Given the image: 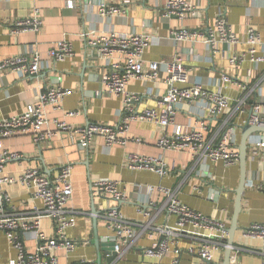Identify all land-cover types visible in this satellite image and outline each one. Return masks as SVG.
Segmentation results:
<instances>
[{
  "label": "crops",
  "instance_id": "0c3cea01",
  "mask_svg": "<svg viewBox=\"0 0 264 264\" xmlns=\"http://www.w3.org/2000/svg\"><path fill=\"white\" fill-rule=\"evenodd\" d=\"M188 1L197 5L195 15L183 20L162 21V6L166 0H0V61L18 55L30 58L37 53L46 63L36 77L0 71V119L22 113L38 93L59 87L69 90L71 94L64 98L58 108L45 109L48 119H58L79 128L87 124L115 125L121 117L122 100L120 97L108 95L102 88L100 78L110 69L80 39L82 33L91 31L149 34L155 37L158 40L153 41L145 50L144 67L147 68L151 62H169L178 56L191 80L200 82L208 91L216 89L214 83L222 74L238 82L249 77L255 80L264 74V65L255 69L248 57L243 58L235 67L228 64V55L234 50L246 53L249 48L243 36L246 25H252L258 30L264 46V0ZM67 2L71 3V8L66 6ZM101 4L116 6L121 9V14L108 20L101 19L98 15ZM34 9L39 11L41 30L38 33L12 34V25L29 17ZM220 11L240 42L235 48L221 47L225 54H218L213 61L209 60L206 47L201 43L192 44L186 41L172 44L166 40L172 30L205 29ZM63 38L71 42L73 56L64 62L52 63L48 58L49 48ZM256 54L262 55L260 46L256 47ZM115 60L119 61L121 57L117 55ZM127 89L131 93L142 95L140 101L134 105L135 109L142 111L154 107L155 101L165 93L166 87L161 82L144 86L139 80H132ZM226 95L234 100L241 92L233 85L228 87ZM71 112L75 115L67 116ZM192 121L193 117L181 110L175 116L174 125L187 127ZM172 129L173 126L165 130L148 121H133L128 124L126 137L129 141L125 146L108 149L101 138H96L87 151L76 142H71L65 133L57 134L50 141L39 145L28 135L5 139L1 141V149L18 154L21 158L7 162L3 176L18 178L26 169L31 168L39 170L44 176L54 178L61 165L71 164L72 196L67 207L75 213L76 224L66 231V236L76 245L71 253L61 250L57 252L60 264H75L80 260L96 264H169L172 255H167L159 262L156 258L145 257L143 254L144 250L160 238L157 230L146 231L130 250L109 262L106 253L95 247L94 237L97 236L103 249L112 243L115 235L107 229L103 215L108 207L115 204L106 198L92 199L90 185L94 179L116 181L119 189L128 196L126 202L116 207L132 223L144 222L145 218L140 211L147 210L153 217L152 228L167 226L175 229V217L161 210L167 196L158 191L159 188L169 190L193 211L218 219L225 217L230 223L234 191L239 182L238 165H195L186 153L159 149L156 144L158 139L171 134ZM237 138L240 139V131ZM132 139H139L140 142H132ZM132 155L161 156L169 170L168 174L161 178L149 171H129L126 164ZM246 166L247 181H253L254 186H246L242 196V209L238 216L235 237L236 251H233V255L236 257V264H261L258 255L261 246L259 241L241 242L240 234L251 224H264V189H261L264 188V169L257 162L247 161ZM145 186L155 188L149 200H146L143 190H140V187ZM194 187H197L198 193L193 191ZM1 190L10 199L12 209L7 207L9 213L28 217L35 209L41 208L39 201L32 200L31 191L19 183L4 184ZM92 207L97 214L91 212ZM41 230L47 237L54 238L52 220L42 219ZM115 242L117 243L116 238ZM190 243L196 242L185 236L179 237L178 246L182 250L180 264H222L224 251L217 253L212 263H203L185 252ZM34 246V242L26 237V249L32 251ZM15 259L16 251L0 231V264H9Z\"/></svg>",
  "mask_w": 264,
  "mask_h": 264
},
{
  "label": "built area",
  "instance_id": "2783aa9c",
  "mask_svg": "<svg viewBox=\"0 0 264 264\" xmlns=\"http://www.w3.org/2000/svg\"><path fill=\"white\" fill-rule=\"evenodd\" d=\"M66 6L72 7L68 2ZM196 10L197 5L188 0H166L162 6L161 20H183L195 15ZM120 14L121 9L116 6L101 4L99 7L98 15L101 19L108 20ZM41 26L39 11L34 9L29 17L16 21L11 27V32L12 34L38 33ZM243 36L249 46L248 50L246 53H238L234 50L228 55V64L230 67H235L243 58L248 57L254 68L258 69L260 65H264V46L258 30L252 25H246ZM80 39L95 51L110 69L103 73L100 82L105 93L120 97L122 100L119 121L112 126L87 124L79 128L58 119H48L45 109L58 108L64 98L71 94L69 90L52 87L38 93L22 113L0 119V144L5 139L28 135L36 145H39L50 141L57 134L65 133L71 142H80L85 146H90L94 139L101 138L104 146L110 149L127 144L129 139L126 133L130 122L148 121L165 130L173 126L171 134L158 139L156 144L159 149L186 153L195 165L222 163L225 167H232L238 165L237 133L241 128L257 126L264 129V74L259 75L255 80L249 77L241 82L222 74L214 83L216 89L208 91L200 82L191 80L182 59L178 56L169 62H151L145 68V50L153 41L158 40L149 34L91 31L82 33ZM166 40L172 44L186 41L192 44L201 43L206 47L210 61H213L218 54H225L221 47L235 48L240 42L222 11L205 29L172 30ZM257 46L261 47L262 55L256 54ZM117 55L121 60H115ZM72 56V44L65 38L53 43L48 51V58L52 63L64 62ZM45 64L37 53L30 58L18 55L0 61V71L36 77ZM132 80H139L144 86L149 83L157 85L161 82L166 87L165 93L158 97L154 107L138 111L134 105L140 101L142 95L128 91L127 86ZM233 85H236L241 92V95L234 100L226 95L228 87ZM151 95L152 93L149 96ZM181 110L193 117V121L187 127L174 125L175 116ZM247 111H249L248 115ZM74 115L73 112L67 114L69 117ZM261 137L264 138V134L257 133L248 139L247 161L257 162L264 169V141ZM132 142L139 143L140 140L132 139ZM20 158L18 154L10 153L0 147V231L16 251V259L9 264H60L57 252L61 250L71 253L76 245L66 236V231L76 224L75 213L67 207L72 196V166L69 163L61 165L54 178L44 176L39 170L31 168L26 169L18 178L3 176L5 164ZM126 167L131 172L149 171L161 178L169 171L161 156L132 155ZM15 183L29 189L32 200L41 203V208L35 209L31 216L19 217L7 210L10 199L2 192L1 186ZM246 186L253 187V181H247ZM90 189L91 198L103 196L115 204L107 208L103 217L107 229L115 235L117 257L130 250L137 239L148 230H157L160 238L154 241L150 248L144 250L143 254L145 257L156 258L159 262L167 255H172L169 264H180L182 250L178 246V241L179 237L183 236L196 242L190 243L185 252L197 257L203 263H212L215 255L226 248L223 240L227 237L228 219L209 217L193 211L182 204L169 190L158 189L167 196L161 210L175 217V229L167 226L152 228L153 217L147 210L140 211L145 218L144 222L127 221L116 206L126 202L128 196L119 189L116 181L94 179ZM140 190H143L146 200H149L155 188L145 186L140 187ZM193 191L198 193L197 187H194ZM9 208L12 209V206ZM44 218L53 221L54 238L47 237L41 230V221ZM26 237L35 244L32 251L25 247ZM240 239L244 243L259 241L261 246L258 255L261 264H264V224L254 223L244 228ZM75 264L96 263L80 260ZM230 264H236V257L233 254Z\"/></svg>",
  "mask_w": 264,
  "mask_h": 264
},
{
  "label": "water",
  "instance_id": "95a60500",
  "mask_svg": "<svg viewBox=\"0 0 264 264\" xmlns=\"http://www.w3.org/2000/svg\"><path fill=\"white\" fill-rule=\"evenodd\" d=\"M257 133H263L264 129L259 128L257 126H245L240 130V139H239V146H238V168H239V182L236 190L234 191V204H233V211L229 226L226 231V239L223 240L226 244V248L224 249L223 253V262L222 264H230L231 256L233 251L235 250L236 242L235 237L238 231L237 227V220L238 216L242 209V196L246 188L247 182V149H248V139ZM261 140L264 141V138L261 137ZM77 145H81L84 151L88 150V146L81 144L80 142H76ZM86 165V164H85ZM101 198L105 199V197L101 196ZM93 199V198H92ZM91 212L95 215L97 211L94 207L91 208ZM94 230L96 229V220H93ZM94 244L96 248H100L104 251L108 257V261L111 262L117 257L115 252V238L113 239L112 243L106 247V249L101 248V245L97 239V236L94 237Z\"/></svg>",
  "mask_w": 264,
  "mask_h": 264
}]
</instances>
